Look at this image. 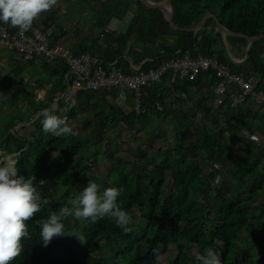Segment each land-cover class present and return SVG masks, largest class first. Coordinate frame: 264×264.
Wrapping results in <instances>:
<instances>
[{"label":"trees","instance_id":"1","mask_svg":"<svg viewBox=\"0 0 264 264\" xmlns=\"http://www.w3.org/2000/svg\"><path fill=\"white\" fill-rule=\"evenodd\" d=\"M151 1L171 4L175 23L181 29L196 26L211 12L232 32L248 37L264 34V0ZM97 3L102 11L96 14V25L102 29L108 27L112 17L122 18L130 14L129 7L138 6L137 12L131 10L135 20L126 33H104L101 38L105 37L107 46L103 51L97 52L92 46L75 52L79 56L89 51L106 71L113 64L129 74L135 71L133 65L143 70L158 68L177 53L198 50L206 56H217L220 63L264 92V39L249 47L246 38L228 37L225 42L214 19H209L196 35L174 31L163 12L145 7L140 0ZM41 23L43 29L53 26L49 19ZM246 49L248 57L243 62ZM14 55V51L0 50V59L11 65L7 75L0 73V84H5L8 76L20 80L26 76L27 66L35 63L13 60ZM43 69L56 80L38 106L32 95L46 85L44 81L32 87L22 85L12 103L0 101V149H4L3 143L7 145L5 154L21 152L16 163L18 176L35 177L34 186L49 201L26 221L29 237L22 240L23 251L11 264H158L153 250L159 248L161 254L171 245L178 246L179 251L166 264H196L195 253L203 254L207 248L217 252L221 264H264V204L257 215L253 212L264 199L263 107L252 99L240 108L232 107L231 87L218 97L221 79L213 70L201 73L195 81L171 84L169 73L160 83L144 88L141 113L132 91H127L124 98L116 88L80 92L76 106L65 113L62 108L66 104L61 101L53 113H60L68 124L79 121L81 128L57 138L43 132L40 113L51 108L67 90L71 83L69 69L63 63H45ZM191 89H195L192 95ZM179 92L184 108L176 111L171 100ZM118 97L122 105L116 102ZM186 97L192 100V108L185 107ZM216 102L218 107L214 109ZM83 114L86 116H80ZM155 120L160 126H173L176 144L153 149L154 141L145 150L144 140L128 151L133 165L122 160L115 148L119 139L130 133L133 137L128 140H140L139 133L148 131ZM26 123L29 125L13 133L18 124ZM25 130L30 135L23 134ZM166 138L167 131L162 128L150 136L151 141ZM100 159L110 162L109 173L102 172ZM221 167L226 176L216 182ZM89 181L96 182L101 190L122 189L117 203L132 217L133 230L124 233L110 216L96 222L68 217L63 221L65 235L43 246L38 222L78 196ZM216 189L218 197L213 196ZM241 190L249 196H242ZM243 231L247 232L244 239ZM76 235L84 237L85 242ZM238 242H245L246 248ZM139 244L146 248L144 254L135 253ZM243 252L248 254L241 256Z\"/></svg>","mask_w":264,"mask_h":264},{"label":"clouds","instance_id":"2","mask_svg":"<svg viewBox=\"0 0 264 264\" xmlns=\"http://www.w3.org/2000/svg\"><path fill=\"white\" fill-rule=\"evenodd\" d=\"M57 3L58 0H0V21L27 32L42 14L51 11ZM249 82L255 86L252 81ZM51 108H45L40 113L43 132L57 138L74 134L67 119L54 114ZM16 163L14 154L0 153V264H11L21 254L22 240L29 237L26 221L31 220L43 205L49 203L34 186L35 177L26 179L18 176ZM121 192L122 189L117 187L101 190L100 185L89 181L78 196L68 199L65 206L58 211H51L47 219L38 222L43 246L47 247L54 237L65 235L63 221L68 217L96 222L110 216L124 233H130L133 230L130 227L133 224L132 217L117 203ZM76 236L82 243L85 242L84 237ZM153 251L159 259V248ZM195 260L196 264H221L220 257L212 248L205 249L203 254L195 253Z\"/></svg>","mask_w":264,"mask_h":264},{"label":"built area","instance_id":"3","mask_svg":"<svg viewBox=\"0 0 264 264\" xmlns=\"http://www.w3.org/2000/svg\"><path fill=\"white\" fill-rule=\"evenodd\" d=\"M132 10L137 12L138 6L133 5ZM57 42L53 26L43 29L41 25L34 23L30 30L22 32L0 21V50L14 51L18 59L25 63L67 65L69 69L67 78L71 83L67 90L54 100L52 111L59 107L61 101L65 102L69 110H72L77 104L80 92L116 88L119 95L124 98L127 91H132L137 102V110L141 113V100L145 87L160 83L169 73H171L169 83L171 84L177 81H195L201 73L210 70H213L221 79L218 87L220 94L227 87L233 89L230 93L232 107L240 108L252 99L264 108V92L257 91L242 74L234 73L229 66L220 63L217 56H206L198 50L195 52L187 50L165 60L158 68L143 70L141 66H132L135 71L129 74L116 64L106 71L102 63L94 60L88 52L78 56L70 48ZM253 139L257 138L253 137Z\"/></svg>","mask_w":264,"mask_h":264},{"label":"rangeland","instance_id":"4","mask_svg":"<svg viewBox=\"0 0 264 264\" xmlns=\"http://www.w3.org/2000/svg\"><path fill=\"white\" fill-rule=\"evenodd\" d=\"M92 1H93V4H92ZM98 2V1H97ZM96 5H98L96 3V0H74V4H72V7H73V12L69 13L68 14V17H73L74 20H72V22H76L78 21V18L81 17V15H85L86 19H90V17H94V7H96ZM58 4L51 10L49 11V14L52 15L53 12H57L58 11ZM65 15V14H64ZM90 16V17H87ZM64 17V16H63ZM84 24V22H83ZM64 42V41H63ZM66 42V41H65ZM64 42V43H65ZM57 43H60V44H63L61 42H58ZM65 46V44H63ZM85 45V44H84ZM8 53V52H6ZM5 53V54H6ZM13 60H16V61H20V59H17V55L15 54L13 57H12ZM0 64H1V67H0V73L1 74H5L7 75L10 68H11V65L9 63H5L4 59H0ZM45 64V63H44ZM44 64H42L40 67L35 65L34 64H30L27 66V74L26 76L24 77H21L20 80H16L15 77L13 76H8L7 77V82L5 84H0V91H5L4 93L0 92V101H7L8 103H12V101L14 102L15 100H17L16 98V93L19 92L20 88L22 85H29V86H33V81L36 79L41 82L45 81V86L48 85L49 82H52V81H55L56 78H51L48 73H46L44 71ZM39 83V82H38ZM41 86V85H40ZM39 86V87H40ZM43 87V88H40L38 89L32 96L33 98L36 99V104L35 106H38L39 103L41 102L40 100H42V97H44L48 90L45 91L46 87ZM22 104L25 106L27 105V102H22ZM29 105V103H28ZM218 106V102L214 103L213 104V108L215 109L216 107ZM65 110H62V113L64 112ZM65 113V112H64ZM56 115H58L60 118H65L64 116L60 115V113H55ZM80 116H86L85 114L83 115H80ZM38 117L36 116L35 120L37 119ZM66 119V118H65ZM79 120V119H78ZM156 121V120H155ZM32 123V122H31ZM153 124V125H152ZM149 128H148V131H146V129L142 132V133H139L138 136H140V140H137V141H134V138L132 140V142L128 139L132 138L133 136H130L128 134H126V138H120L119 139V143L116 145V150H117V153L119 155V157L122 159V160H125V161H128L131 165H133L134 163V160L131 156L128 155V151H130L132 149L133 146H138L140 144L143 143V141L145 140L147 143L144 144V149L145 150H149L152 143H154L153 145V149H161V148H168L169 145H175L176 144V131L171 128V130L169 132H167V138L166 139H160V140H153L151 141L150 140V136L153 134V132L155 131H159L161 128L162 130H165L164 129V125H161L160 126V122L159 121H156V122H153ZM29 125V124H28ZM69 126L73 129V130H76L78 128H81V123L79 121H70L69 123ZM169 126H172V125H169ZM18 127V130L22 129L23 127L20 126V124L17 125ZM159 127H161L159 129ZM122 128V126H121ZM166 131V130H165ZM23 134H26V135H30V132L28 130H25L23 131ZM155 137V136H153ZM157 137V136H156ZM123 139H125L126 141H123ZM3 142V140L1 141ZM2 147L4 148L3 150L0 149V153H6L5 152V149L7 148V145L6 144H3L1 143ZM111 152V151H110ZM109 165H110V162L108 161H105L103 159H100V166H101V170L102 172L104 173H109ZM222 168V167H221ZM221 170V169H220ZM111 175V178L112 179H115L116 176H114V174H110ZM220 176L217 177L216 179V182L220 181V178L222 177V175H225L226 176V171L221 170ZM248 182H250L248 180ZM217 193V194H214L213 196H219V192L218 190L216 189L213 193ZM240 194L242 196H249L248 193H244L243 190L240 191ZM264 204V199H261L256 206H258L257 208L253 209V212L256 213V215L258 214V211L261 209L262 205ZM140 219V218H139ZM137 222H140V220H137ZM252 232H253V229H251ZM246 231H243L242 234H241V238H245L246 236ZM238 244L241 246V248H246L247 244L245 242H238ZM172 247H166L164 248V250L162 251V253L160 254V258H159V261H158V264H166L167 261L171 258H174L176 256V254L178 253L179 251V247L178 246H175V245H171ZM248 248V247H247ZM146 248L143 247L142 244H139L136 249H135V253L138 255V254H144ZM248 254V252H243L241 254V256H246Z\"/></svg>","mask_w":264,"mask_h":264},{"label":"crops","instance_id":"5","mask_svg":"<svg viewBox=\"0 0 264 264\" xmlns=\"http://www.w3.org/2000/svg\"><path fill=\"white\" fill-rule=\"evenodd\" d=\"M76 1V0H75ZM98 0H96L97 3ZM58 6V11L55 13L53 12L52 15L49 14V12L44 13L41 15V17L36 20L35 22L38 24H42L41 22H43L46 19H49V21H51V25L54 26L55 32H56V40L63 44H65L66 47L70 48L72 51L76 52L77 50H84L86 48H90L93 46L94 50H96L97 52L99 51H103L104 46L106 47V40L104 39L105 37L101 38L104 33L108 32L109 30L112 32H121V33H126L128 31V28L131 26L130 24L133 23V21L135 20V15L131 14V10L132 7H129V11L130 14L129 15H124L122 18L120 17H112V19L109 21L108 27L105 29H102L100 27H98V25H96V14L99 11H102L101 5H99V3H97L98 5H96V7H94V17H90L87 15V17H90V19H86V16L83 14L81 15L80 18H78L77 23L76 22H72V20H74L73 17H68V14L73 12V7L72 4H74V0H58L57 3ZM93 4V1H92ZM118 12H120V9H117ZM133 13V12H132ZM65 14V15H64ZM64 16V17H63ZM84 22V24H83ZM196 35V34H194ZM97 37H100L101 39L98 40L97 42L95 41ZM95 38V39H94ZM94 39V40H93ZM65 43H64V42ZM85 44V45H84ZM115 47H117V45H114ZM86 52V51H84ZM89 52V51H88ZM18 59V56H17ZM43 62L41 63H35V65L37 66H41ZM133 65V64H131ZM135 66V65H133ZM45 70V69H44ZM53 79V78H52ZM46 81V80H45ZM44 81V82H45ZM34 85H38L41 84L42 82L38 80H34ZM39 82V83H38ZM54 81H52V83H48V85L46 86V90L47 91L50 86L53 84ZM219 87V86H218ZM195 92V89H191L189 91L190 95H192ZM182 93H178L173 100H171V104L172 105V109L179 111L180 109L184 108L183 106V102L181 100H179V97L181 96ZM222 94L219 93V90L217 88V96L220 97ZM178 98V99H177ZM133 99H131L129 101V103L131 104V107H133ZM120 99L118 97L117 99V103H121L119 102ZM186 108H192L193 107V103L192 100L188 97H186ZM220 102V101H219ZM218 102V103H219ZM125 106V104H124ZM59 109V107L56 108L55 111H57ZM62 109H67L64 112L69 111L67 105L65 108ZM124 109V108H123ZM259 121L256 122L257 125H259ZM164 125V129L169 132L171 130V128H173V126H167L165 124Z\"/></svg>","mask_w":264,"mask_h":264},{"label":"water","instance_id":"6","mask_svg":"<svg viewBox=\"0 0 264 264\" xmlns=\"http://www.w3.org/2000/svg\"><path fill=\"white\" fill-rule=\"evenodd\" d=\"M140 2L147 8L149 9H154V10H159L161 12H163L164 16H165V19L169 22L171 28L174 30V31H187V32H190V33H193V34H197V32L199 30H201L202 28H204V26L206 25L207 21L209 19H214L215 22H216V25L218 26L220 32L222 33V36L225 40V42L227 41V38L228 37H241V38H246L247 41H248V44H247V47L250 46L251 43L253 42H257V41H260V40H263L264 39V34L263 35H260V36H257V37H248L246 36L245 34H242V33H235V32H232L230 31L229 29H227L218 19L217 15L215 14H212L211 12H208L204 17L203 19L194 27L192 28H189V29H181L179 28L176 23H175V10L173 8V6L169 3H156V2H153L151 0H140ZM248 51V50H247ZM248 57V54L246 52V56H245V59L246 60ZM53 110V108L51 109ZM56 110V108L54 109V111ZM29 123H26V124H20L21 127H24L25 125H28ZM18 130V127H16L13 131V133ZM19 142H21L22 140L19 139L18 140ZM16 157V161L18 159V157L20 156L21 152H15L13 153Z\"/></svg>","mask_w":264,"mask_h":264}]
</instances>
